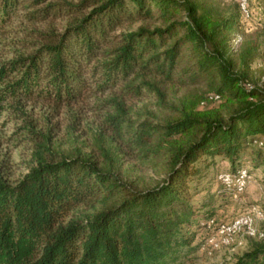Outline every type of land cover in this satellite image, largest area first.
Here are the masks:
<instances>
[{
    "label": "trees",
    "instance_id": "obj_1",
    "mask_svg": "<svg viewBox=\"0 0 264 264\" xmlns=\"http://www.w3.org/2000/svg\"><path fill=\"white\" fill-rule=\"evenodd\" d=\"M239 12L211 0H0V47L11 44L0 57V109L73 106L117 87L105 103L109 127L89 150L55 151L53 128L36 131L19 108L34 163L13 182L0 172V264H184L202 246H192L193 224L210 228L202 243L211 238L227 219L215 221L206 201L195 223L194 163L220 155L231 164L225 172L252 175L241 157L256 145L264 164V85L250 73L258 43L244 39L236 57L230 50ZM14 18L47 24L8 27ZM57 19L66 22L50 25ZM146 93L155 110L126 120L118 97ZM125 157L160 179L124 180L132 170ZM237 264H264V238Z\"/></svg>",
    "mask_w": 264,
    "mask_h": 264
},
{
    "label": "rangeland",
    "instance_id": "obj_2",
    "mask_svg": "<svg viewBox=\"0 0 264 264\" xmlns=\"http://www.w3.org/2000/svg\"><path fill=\"white\" fill-rule=\"evenodd\" d=\"M211 1L219 5L226 13H229L231 8L237 4L236 0ZM248 7L250 17L247 20L239 12L242 24L238 30L234 31L230 40V50L231 54L236 57L244 39L253 38L257 41L260 55L253 60L250 73L259 85H264V26L262 25L264 0H248ZM65 22L63 19H57L49 23L60 28ZM45 24L47 23L24 22L19 18H14L8 27L40 29ZM138 24L139 22L134 25ZM15 37L14 33H9L5 38L9 40ZM10 46V43L7 47L2 44L0 57L7 58L9 56L7 48ZM116 88L113 87L105 92H92L86 96L85 101L73 106L62 105L54 108L52 105L39 101H22L16 110L13 107L0 109V172L13 182L27 171L30 164L34 163L35 141L25 128L26 123L20 117L19 108L27 112V121L36 124V131L43 132L47 126L53 128L52 148L55 151L65 153L74 147L89 150L93 139L97 138L101 130L107 131L109 127L105 119L108 114L113 113V109L105 103L116 96ZM121 100L125 105V118L130 121L141 122L144 117L149 115V112L156 108L155 100L149 93L142 96L118 97L117 101ZM256 151L255 145L242 153V163L247 165L253 174L249 186L237 197H230L228 194L218 192V176L227 171L231 165L227 158L220 155L214 157L204 155L194 163V166L201 168L199 176L190 182L193 192L191 202L199 211L194 217L195 223L202 222L203 211L207 208L202 207V202L206 201L210 203L208 208L214 209L215 221L226 219L229 221L228 219L235 216L242 206L248 204H257L264 211V164L257 163ZM123 162L124 166L132 167L129 175L122 174L126 181L136 180L140 185L141 183L152 184L161 177L157 171L144 166L134 157H125ZM255 228L264 232V219L257 220ZM191 230H194L192 246L196 244H202V246L195 249L184 264H237V259L250 251L252 243L259 239L255 236L239 234L232 240L226 241L222 237L214 236L215 233H213L211 238L215 237L217 242V245H213L211 238L202 243L204 238L210 234V228L193 224Z\"/></svg>",
    "mask_w": 264,
    "mask_h": 264
},
{
    "label": "built area",
    "instance_id": "obj_3",
    "mask_svg": "<svg viewBox=\"0 0 264 264\" xmlns=\"http://www.w3.org/2000/svg\"><path fill=\"white\" fill-rule=\"evenodd\" d=\"M241 16L247 20L250 17V10L248 7V0H236ZM238 40V39H237ZM218 179L224 184L225 188L231 191L232 196L240 195L250 184L251 175L247 168H241L235 173L223 172L220 173ZM264 219V211L257 204H250L244 212L235 216L229 221L220 223L215 231L214 236L222 237L226 241L232 240L233 237L242 234L249 237L255 236L257 238H264V232L258 231L255 228L257 220ZM213 224L211 221L209 224ZM216 238H211L213 245H217Z\"/></svg>",
    "mask_w": 264,
    "mask_h": 264
}]
</instances>
